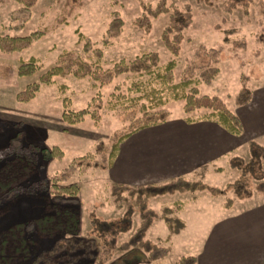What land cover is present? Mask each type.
Returning <instances> with one entry per match:
<instances>
[{
  "label": "rangeland",
  "instance_id": "obj_1",
  "mask_svg": "<svg viewBox=\"0 0 264 264\" xmlns=\"http://www.w3.org/2000/svg\"><path fill=\"white\" fill-rule=\"evenodd\" d=\"M230 3V0H37L29 12L22 13L23 6L16 0H0L1 36L44 33L22 52L0 51V185L10 182L6 190L0 189V242L6 236L8 244L5 253L0 254V264H31L62 238L93 240L97 248L92 250L93 256H89L91 264H114L124 255L121 246L140 227L142 211L135 198L116 202L108 172L98 167L102 155L96 148L102 143L108 152L114 135L128 130L130 124L141 117L142 106L151 103L146 98L140 102L137 99L151 89L159 90L166 99L165 108L171 112V119L186 116L185 102L174 101L171 89L148 75H122L107 85L90 79L58 78L53 85L42 87L29 103L18 102L17 94L38 82L44 72L58 64L65 52L95 63L96 50H101V65L105 69L122 60L130 62L143 54L157 52L160 70L173 59L177 62L173 85L193 78L198 82L201 96L218 97L235 112L237 98L246 88L253 90L264 85V0H252L248 8L232 9ZM160 4L170 12L155 16L153 11ZM175 9H189L193 15L177 57L162 40L170 14ZM116 17L123 20L124 27L118 36L112 37L108 29ZM87 42L92 46L89 52L84 50ZM212 49L218 53V62L213 58ZM32 57L42 65L36 75L19 77L16 72L9 75L7 69L17 71L21 62ZM214 68L218 69V75L208 83L203 75ZM66 100L70 110H96L99 120L87 116L77 125L63 122ZM205 113L202 110L192 116L201 117ZM17 133L23 139L21 154L10 145ZM37 147H58L64 157L50 161L41 159ZM83 156H87L92 164L74 163ZM251 156V159L247 155L245 160L235 161L232 170L210 173L205 180L201 174L191 180L220 188L224 193L219 196L205 190L147 201L156 217L146 239L159 247H171V252L162 261L135 264H179L183 257L196 256L215 222L224 215L264 201V192L257 190L258 185L264 183V149L253 148ZM70 168L72 170L67 172ZM64 173L65 180L61 185L80 186L78 203L60 207L62 213L75 215L79 222L77 235L58 227L34 224L35 219L54 213L52 184L48 181L50 187L46 191L50 196H43L46 183L42 182L43 177L52 179L57 175L62 177ZM238 180L246 182L249 192L241 198L228 187ZM10 191H13V197ZM193 195H199L195 203L187 202ZM229 200L233 204L228 209ZM184 202L192 209L186 219V229L168 241L170 230L165 218L176 222ZM130 205L133 211H130ZM19 223L26 224L21 234L14 233L13 229ZM23 239L28 255L15 252ZM66 259H73L72 262L77 264L85 261L79 262L80 257L76 256Z\"/></svg>",
  "mask_w": 264,
  "mask_h": 264
},
{
  "label": "trees",
  "instance_id": "obj_2",
  "mask_svg": "<svg viewBox=\"0 0 264 264\" xmlns=\"http://www.w3.org/2000/svg\"><path fill=\"white\" fill-rule=\"evenodd\" d=\"M252 0H230V6L232 9L243 6L248 8L249 3ZM21 4L23 8L21 12H29L36 4L37 0H16ZM169 9L160 4L156 11H153L154 15H160L162 13H169ZM193 21V15L191 10L182 11L175 9L170 14V21L162 34V40L165 47L177 57L181 51L182 43L185 39L184 32L190 28ZM124 27V22L121 18L116 17L109 25L108 34L112 37L118 36ZM44 36V33L34 32L29 36H1L0 35V51L3 53H17L28 49L34 42ZM82 35H79V41H81ZM108 41L105 42L107 45ZM86 52L92 50V46L89 42L85 44ZM213 50V49H212ZM96 62L90 63L79 56H76L72 52H65L60 56L57 65L44 72L38 82H34L26 87V89L19 92L16 99L20 103H29L33 101L42 87H48L55 83L58 78L73 77L79 80L90 79L96 83L107 85L112 83L116 78L122 75L134 74L141 77L148 75L154 80L168 86L172 92V99L174 101H184V112L186 116L184 119L188 123L198 121H211L215 122L226 131L234 136H240L243 134L242 123L237 114L231 111L226 104L218 97L201 96L198 88V82L193 78H187L183 82L174 84V70L177 67L175 59L171 60L163 70H160V56L157 52H151L138 56L134 60L128 62L122 60L116 63L112 68L105 69L101 65L103 58V52L96 50ZM213 58L218 62V53L213 50ZM9 75L17 73L19 77H32L42 70L40 61L34 57L30 58L27 62L23 61L19 65L17 71L14 69H7ZM218 69H208L206 75H203L205 80L210 83L213 78L218 75ZM252 90L246 88L240 96L237 98V106H245L252 100ZM150 101L151 105H143L141 109V117H138L133 123L130 124L128 130L122 132L119 135H114V141L107 152L105 145L98 144L96 152L102 155L101 166L102 170L108 171L115 159L117 158L120 146L132 135L138 133L141 130L159 126L165 124L171 119V112L165 108L166 99L160 94L157 89H151L150 92L145 93L143 96L138 97L137 101L142 99ZM65 110L62 115L63 122L73 126L77 125L87 117L91 116L93 120L98 121V112L90 111L89 108L81 111H73L68 109L67 100L64 102ZM204 110L205 113L201 117H193L192 114L198 111ZM23 139L21 135L17 133L14 138L10 140V145L14 148L17 154H21V148L23 147ZM37 154L44 160L62 159L64 157L63 151L58 147L49 149L47 147L35 148ZM19 162H22L19 160ZM92 164L87 156H83L75 159L74 163ZM28 169V167H26ZM72 168L68 169L70 172ZM10 175V174H9ZM65 173L62 177L54 176L52 179L43 177L42 182L44 184L45 192L43 196H50L46 191L49 189L51 181L54 196L51 199L53 204L54 213L52 215L43 216L34 220L36 226L45 227H58V229L66 230L77 235L79 230V222L75 215L64 212L62 213L60 207L76 205L79 201L78 194L80 192V186L78 184L61 185L65 180ZM10 185V182H6V185H0V189L6 190ZM228 187L233 188L236 196L241 198L243 195L249 193L246 189V182L244 180H238L233 184H229ZM112 195L115 197L116 202L121 203L122 200H129L130 198L137 199V203L141 208L142 223L137 229L131 239L121 246L124 255L117 260L114 264H135V263H154L164 260L171 252V247H159L153 244L150 240H147V232L152 226L153 219L156 217V213L147 206V201L152 198L164 197L167 195H174L176 193H196L199 191H209L213 196H219L224 193L218 187H212L202 182H192L185 178H178L174 181L160 184V185H148L141 187H132L126 184L112 183L111 185ZM257 190L264 192V183L258 185ZM11 197L14 196L13 191H10ZM250 195V194H248ZM17 197V196H16ZM232 201L229 200L226 204V208H231ZM130 211H133V207L130 205ZM172 211V210H171ZM170 212V210H168ZM177 221L165 218V222L169 227L170 236L168 241L171 240V236L179 234L184 228L185 224L176 218ZM26 224L19 223L14 226V233H22ZM12 230V229H11ZM7 237L4 236L0 242V254H4L7 248ZM97 244L93 240H81L77 241L75 238H62L55 242L54 246L47 252H42L31 264H77L66 259V257H80L78 264H91L92 259L89 256H93L92 250H96ZM18 254L28 255V248L26 242L21 240L19 247L15 250ZM66 256V257H65ZM3 257V256H2ZM28 257V256H27ZM30 257V256H29ZM1 263V260H0ZM179 264H197V258L195 256L183 257Z\"/></svg>",
  "mask_w": 264,
  "mask_h": 264
},
{
  "label": "crops",
  "instance_id": "obj_3",
  "mask_svg": "<svg viewBox=\"0 0 264 264\" xmlns=\"http://www.w3.org/2000/svg\"><path fill=\"white\" fill-rule=\"evenodd\" d=\"M252 93L251 102L235 111L243 126L242 135L234 136L211 121L170 119L123 142L107 171L109 178L132 187L178 178L193 180L201 174L205 180L210 173L232 170L235 161L245 160L247 155L251 159L253 148L264 149V85ZM198 197L193 195L187 202L195 203ZM187 202L176 217L185 224L184 229L187 216L192 214ZM201 247L195 256L197 264H264V201L224 215L214 223Z\"/></svg>",
  "mask_w": 264,
  "mask_h": 264
}]
</instances>
